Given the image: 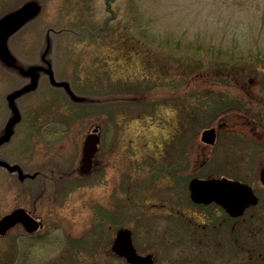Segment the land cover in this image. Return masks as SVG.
Here are the masks:
<instances>
[{"label":"rangeland","instance_id":"rangeland-1","mask_svg":"<svg viewBox=\"0 0 264 264\" xmlns=\"http://www.w3.org/2000/svg\"><path fill=\"white\" fill-rule=\"evenodd\" d=\"M24 1L0 0V15ZM35 1L39 13L8 39L17 64L0 61V137L13 109L21 116L0 142V216L22 206L43 224L0 235V264H126L109 248L120 226L153 264H222L208 249H235V237L240 263L253 264L264 67L226 73L215 53L264 54V0ZM94 125L99 149L82 175ZM207 127L212 144L200 139ZM221 175L259 197L238 219L189 197L190 178Z\"/></svg>","mask_w":264,"mask_h":264},{"label":"water","instance_id":"water-1","mask_svg":"<svg viewBox=\"0 0 264 264\" xmlns=\"http://www.w3.org/2000/svg\"><path fill=\"white\" fill-rule=\"evenodd\" d=\"M39 11L40 4L37 1L27 0L0 16V61L2 63L12 65L16 62V57L8 47V38L27 21L34 18ZM32 75L35 77L36 73L33 72ZM34 86L35 83L29 87L14 90L8 98V105L11 106V100L16 93L26 91ZM13 110L16 112V118L10 119L6 123L5 136L0 137V142L6 141L9 138V126L20 119L17 110ZM215 137L216 132L214 127L204 128L200 134V139L209 144L215 141ZM98 143L99 134L95 125L84 138L78 166L79 172L87 173L90 171L92 156L98 148ZM0 164H2L1 161ZM259 178L264 184V168H261ZM187 185L189 197L193 202L202 204L215 202L223 207L231 216L241 215L246 207L254 205L258 201L257 195L248 183L224 175L205 178L194 176L188 180ZM17 222L21 223L23 228L28 232L34 231L41 226L40 220L31 216L23 207H16L0 216V235H4ZM111 249L116 255L123 257L128 264L153 263L150 253L140 254L136 251L132 242L131 230L128 227H119L116 230L111 243Z\"/></svg>","mask_w":264,"mask_h":264},{"label":"flooded vegetation","instance_id":"flooded-vegetation-1","mask_svg":"<svg viewBox=\"0 0 264 264\" xmlns=\"http://www.w3.org/2000/svg\"><path fill=\"white\" fill-rule=\"evenodd\" d=\"M97 132H98V130H97ZM98 149H99V147H98ZM98 149H97V151L95 152V154H94V156L92 158L91 170L88 173H80L79 172V170H78L79 162H78L77 167L75 168V171H77L78 173H80L82 175H87V174L91 173V171L93 170V167L95 165V160H96L95 157H96V155L98 153ZM62 175H65V173H63ZM26 210L32 216L36 217L37 219H39L41 221V219L38 216H35L32 213L31 210H29V209H26ZM238 217H240V216H237V217H234V218L235 219H238ZM41 223H42V221H41ZM102 223H104V222L102 221ZM17 224H20V223H17ZM42 224H41V227H42ZM21 227H22V225H21ZM33 232H35V231H33ZM33 232H27V233H33ZM253 235H256V236L262 235L260 237L264 238V233H260L259 235H257V233H253ZM260 237H256L258 239L257 240H254V242H253V244H256L258 246V248L257 247L253 248V264H264V239H262V238L260 239ZM222 238H224V237H222ZM112 239H113V237H112ZM112 239L110 241V246H111ZM219 240H222V239L220 238ZM231 240H233V244H236L238 246L237 248L236 247H235V249L234 248H220V249H216V250L208 249V251L212 250V253H214V254H217L219 252L222 255V257H223V263L222 264H241L240 263L241 262L240 261V257H241L240 252H241V249L239 248L240 242L237 241L238 238H236V237L233 238V239H231ZM222 242H223V240H222ZM236 242H238V243H236ZM224 244H225V242H224ZM110 246H109V248L111 250V247ZM111 252L115 255V253L112 250H111ZM212 253H209L208 255L210 256ZM115 256L118 257V258H120V259H122L126 264H128L122 257L117 256V255H115Z\"/></svg>","mask_w":264,"mask_h":264},{"label":"trees","instance_id":"trees-1","mask_svg":"<svg viewBox=\"0 0 264 264\" xmlns=\"http://www.w3.org/2000/svg\"><path fill=\"white\" fill-rule=\"evenodd\" d=\"M113 19L112 15L106 18L105 22H109ZM216 56L223 58L220 65H224V68L221 67L222 70L229 72H239V73H258L264 67V54L261 56L257 51H253V59L251 60L250 56H245V53H240L237 56H228L225 52H216ZM214 57V56H213ZM224 62V63H223ZM218 63V62H216ZM264 221V219H263Z\"/></svg>","mask_w":264,"mask_h":264}]
</instances>
